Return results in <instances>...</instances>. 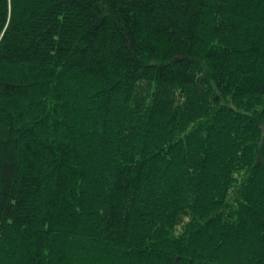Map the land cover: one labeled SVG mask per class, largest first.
Instances as JSON below:
<instances>
[{"label":"trees","instance_id":"obj_1","mask_svg":"<svg viewBox=\"0 0 264 264\" xmlns=\"http://www.w3.org/2000/svg\"><path fill=\"white\" fill-rule=\"evenodd\" d=\"M0 264H264V0H0Z\"/></svg>","mask_w":264,"mask_h":264}]
</instances>
